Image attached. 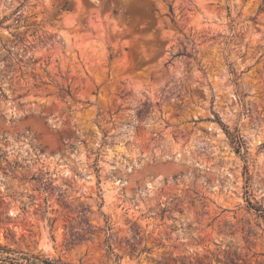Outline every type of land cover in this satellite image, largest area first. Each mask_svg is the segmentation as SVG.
Returning <instances> with one entry per match:
<instances>
[{
    "label": "rangeland",
    "instance_id": "1",
    "mask_svg": "<svg viewBox=\"0 0 264 264\" xmlns=\"http://www.w3.org/2000/svg\"><path fill=\"white\" fill-rule=\"evenodd\" d=\"M258 206L264 0H0L1 247L264 264Z\"/></svg>",
    "mask_w": 264,
    "mask_h": 264
},
{
    "label": "trees",
    "instance_id": "2",
    "mask_svg": "<svg viewBox=\"0 0 264 264\" xmlns=\"http://www.w3.org/2000/svg\"><path fill=\"white\" fill-rule=\"evenodd\" d=\"M169 12L172 14V8L169 6ZM181 55V54H178ZM226 133L232 139V142L236 145V153L240 152L242 147V141L240 138L232 136L228 131ZM254 211L261 217L264 216V208L258 206L254 207ZM105 230L109 231L110 227L105 222ZM83 224V226H81ZM102 230L100 228H94L87 221L82 220L76 225H70L68 228L69 236L75 240H82L87 238L88 234H91L94 231ZM104 243L107 246V249L111 251V246L108 244V238L104 240ZM0 264H74L69 262H64L60 258H48L40 255H27L19 252L12 251L6 247L0 246ZM230 264H235L233 261H230Z\"/></svg>",
    "mask_w": 264,
    "mask_h": 264
}]
</instances>
